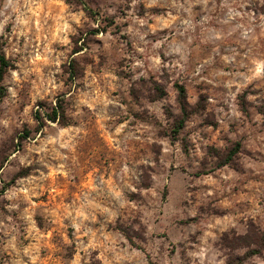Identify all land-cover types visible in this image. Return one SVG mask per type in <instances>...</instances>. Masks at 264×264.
Segmentation results:
<instances>
[{
	"label": "rangeland",
	"instance_id": "1",
	"mask_svg": "<svg viewBox=\"0 0 264 264\" xmlns=\"http://www.w3.org/2000/svg\"><path fill=\"white\" fill-rule=\"evenodd\" d=\"M0 45V264H264V0H0Z\"/></svg>",
	"mask_w": 264,
	"mask_h": 264
},
{
	"label": "trees",
	"instance_id": "2",
	"mask_svg": "<svg viewBox=\"0 0 264 264\" xmlns=\"http://www.w3.org/2000/svg\"><path fill=\"white\" fill-rule=\"evenodd\" d=\"M10 66L9 60L5 57L1 45H0V101L2 99V97L4 96V87L2 85V80L4 77V74L6 72V70L8 69V67ZM184 93V89L183 87H180L179 89V95H180V99L179 102L181 103V118L179 119L177 128H181L185 122V119L187 117V113H186V109L185 106L183 105L182 101V97ZM52 114L48 115V120L50 121H57L58 123H60L61 125H67L68 122L66 121V117H65V111L64 108L61 104H57L56 106L53 107L52 110ZM34 119L36 120V122H38V126H41V124L43 125V119L40 117L39 112L36 111L34 114Z\"/></svg>",
	"mask_w": 264,
	"mask_h": 264
}]
</instances>
